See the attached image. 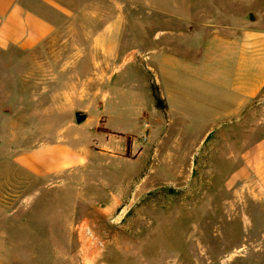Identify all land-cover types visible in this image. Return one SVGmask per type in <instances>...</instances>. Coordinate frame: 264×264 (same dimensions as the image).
Wrapping results in <instances>:
<instances>
[{"label": "rangeland", "instance_id": "374dc122", "mask_svg": "<svg viewBox=\"0 0 264 264\" xmlns=\"http://www.w3.org/2000/svg\"><path fill=\"white\" fill-rule=\"evenodd\" d=\"M182 2L191 13L210 7ZM172 15L153 25L85 12L35 49L0 50V264H264V189L241 167L264 141V88L237 115L185 116L177 103L171 119L156 109L138 48L147 32L175 27ZM84 30L90 39H70ZM98 31L121 44L116 56L94 55ZM76 111L87 118L78 123ZM45 141L70 144L79 163L43 176L18 162L20 150ZM27 207L64 208L68 231L44 220L16 231L12 213ZM81 221L105 228L102 251L82 249Z\"/></svg>", "mask_w": 264, "mask_h": 264}, {"label": "crops", "instance_id": "0c3cea01", "mask_svg": "<svg viewBox=\"0 0 264 264\" xmlns=\"http://www.w3.org/2000/svg\"><path fill=\"white\" fill-rule=\"evenodd\" d=\"M256 1L205 0L209 8L203 4L198 12L191 13L185 10L182 0H173L175 10L172 12L167 11V0H0V50L35 49L61 35L64 23L83 17L85 12L94 19L109 15L116 22L130 23L129 17L133 22L141 18L143 24L153 25L160 22L165 13H171L175 27H159L147 32L138 48L144 60L143 69L151 76L152 89L158 90L165 103L164 108L156 107L154 98V107L171 119H174L173 104L177 103L185 116L211 109H217L219 115H237L264 88V24L259 23L264 11L255 9ZM123 8L128 10L126 15L118 12ZM139 8L143 12L138 15ZM90 37L86 30L70 34V39L77 41ZM106 39L101 31L94 35V55L119 53L121 44H107ZM76 46L77 54L85 55V42ZM95 66L102 70L100 62H95ZM73 98L69 100L72 103ZM217 118L222 117L217 114ZM31 147L19 151L18 162L36 175H59L80 161L70 144L45 141ZM104 152L114 154L116 151L106 146ZM241 167L250 169L255 185L264 189L263 140L245 152ZM30 182L35 181L30 179ZM12 215L15 230L22 233L31 231V226L41 220L57 222L60 231L67 232L70 225L69 213L64 208L27 207L15 210ZM25 246L20 244V247Z\"/></svg>", "mask_w": 264, "mask_h": 264}, {"label": "built area", "instance_id": "2783aa9c", "mask_svg": "<svg viewBox=\"0 0 264 264\" xmlns=\"http://www.w3.org/2000/svg\"><path fill=\"white\" fill-rule=\"evenodd\" d=\"M75 228L82 242V249L93 248L95 251H102L109 240L105 228H98L92 221H81L75 224Z\"/></svg>", "mask_w": 264, "mask_h": 264}, {"label": "trees", "instance_id": "16d2710c", "mask_svg": "<svg viewBox=\"0 0 264 264\" xmlns=\"http://www.w3.org/2000/svg\"><path fill=\"white\" fill-rule=\"evenodd\" d=\"M153 96H154L155 101H156V104H155L156 107L164 108L165 106L163 105L164 104L163 100H162L161 96L159 95L158 90L155 87H153ZM209 136L210 135H208L207 139L209 138Z\"/></svg>", "mask_w": 264, "mask_h": 264}, {"label": "water", "instance_id": "95a60500", "mask_svg": "<svg viewBox=\"0 0 264 264\" xmlns=\"http://www.w3.org/2000/svg\"><path fill=\"white\" fill-rule=\"evenodd\" d=\"M87 118V114L84 111H76V121L78 123L83 122Z\"/></svg>", "mask_w": 264, "mask_h": 264}]
</instances>
